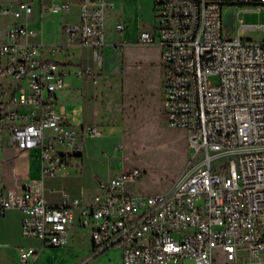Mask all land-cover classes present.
<instances>
[{"label":"built area","instance_id":"built-area-1","mask_svg":"<svg viewBox=\"0 0 264 264\" xmlns=\"http://www.w3.org/2000/svg\"><path fill=\"white\" fill-rule=\"evenodd\" d=\"M245 4L260 7L264 0H156L157 24L138 36L161 48L166 121L185 129L192 154L167 189L140 192L136 185L144 172L123 167L100 181L93 204L63 190L62 203L53 206L42 186L32 181L5 188L0 175V216L20 210L23 234L52 247L67 245L79 219L93 241L80 264L111 248L122 250V264H216L218 252L232 264L245 257L248 264H264V41L244 36L258 26L241 23L234 37L223 22L228 6ZM113 8L108 0H81L79 22L64 27L71 43L92 48L100 67L105 17ZM31 12L25 1L0 6V13L15 18ZM28 32L17 22L0 29V135L37 156L43 175H55L83 153L85 138L104 129L76 127L57 110L56 93L65 88L68 71L44 57L43 44L23 42ZM77 74L94 72L87 67ZM34 254L23 253L22 264H35Z\"/></svg>","mask_w":264,"mask_h":264},{"label":"crops","instance_id":"crops-1","mask_svg":"<svg viewBox=\"0 0 264 264\" xmlns=\"http://www.w3.org/2000/svg\"><path fill=\"white\" fill-rule=\"evenodd\" d=\"M20 1L31 3V14L15 18L12 14L0 13V29L6 30L15 22L23 24L30 32L21 40L43 44L44 57L59 63L68 71L65 88L56 93L57 110L66 113L69 122L76 127L100 125L104 133L121 137L118 128L101 123L103 108L96 100L101 84L94 81V76L77 74L78 70L87 67H91L94 74L101 73L102 67L95 60L92 48L71 43L64 33L65 24L79 22L81 0H0V6H15ZM108 1L114 3V8L110 9L105 17L106 45L110 43L117 48L123 42H137L143 30L157 24L156 0ZM56 5H63L68 9L53 10L52 7ZM120 23L124 25L123 30L118 29ZM62 102L63 105L60 104ZM82 102H90L96 114V123H76L71 119L70 115H74L73 112L81 108ZM106 125L109 126L108 129ZM6 138L5 135H0V175L3 177L5 188L20 189L33 181L35 187L42 186L46 199L53 206L62 203L63 190L81 198L86 205L93 204L100 190V181L107 180L121 171L119 163L113 158L120 150L121 140L113 143L109 139H102L103 135L87 137L81 155L72 158L57 174L43 175L39 158L33 153L21 152L11 147ZM5 150L7 152H4ZM23 217V213L18 209H10L0 216V264H22V254L30 249L35 250L32 257L35 264H80L93 249L90 231L80 224L79 219L68 232L67 245L52 247L39 238L26 237L23 234ZM78 234L88 237L87 252L85 247L77 244ZM105 258L108 260L103 262ZM122 262V250L111 248L86 264Z\"/></svg>","mask_w":264,"mask_h":264},{"label":"rangeland","instance_id":"rangeland-1","mask_svg":"<svg viewBox=\"0 0 264 264\" xmlns=\"http://www.w3.org/2000/svg\"><path fill=\"white\" fill-rule=\"evenodd\" d=\"M233 8L237 29L232 35L237 36L241 23L254 25L258 27L247 29L245 38L264 41V4L260 7L245 4L242 8ZM103 52L101 73L86 77L94 76V81L101 84V90L96 95L103 108L101 123L118 128L121 137L103 133L102 139L113 143L121 140L119 146L122 149L113 156L120 169L137 166L144 172L136 190L143 193L163 191L187 168L192 154L185 129L170 127L166 121L161 48L157 44L137 41L129 42L124 49L108 43ZM211 79L216 81L217 77L212 76ZM60 104L63 105V102ZM17 108L20 111L31 110L25 106ZM73 113L70 117L76 123H96V114L90 102H82L81 108ZM106 128L109 126L106 125ZM77 238V244L85 247L86 251L88 237L78 234ZM107 260L105 258L103 262ZM247 260V257L242 258L239 264H248ZM216 264L232 263L222 252H218Z\"/></svg>","mask_w":264,"mask_h":264},{"label":"water","instance_id":"water-1","mask_svg":"<svg viewBox=\"0 0 264 264\" xmlns=\"http://www.w3.org/2000/svg\"><path fill=\"white\" fill-rule=\"evenodd\" d=\"M223 22L225 27H229V31H227V35H231L232 32L235 31V10L233 6H228L224 11Z\"/></svg>","mask_w":264,"mask_h":264},{"label":"trees","instance_id":"trees-1","mask_svg":"<svg viewBox=\"0 0 264 264\" xmlns=\"http://www.w3.org/2000/svg\"><path fill=\"white\" fill-rule=\"evenodd\" d=\"M231 5H235V3H231ZM242 5V4H241ZM256 5H259V4H256Z\"/></svg>","mask_w":264,"mask_h":264}]
</instances>
